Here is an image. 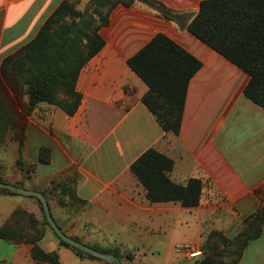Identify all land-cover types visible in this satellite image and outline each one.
Segmentation results:
<instances>
[{"label": "crops", "instance_id": "1", "mask_svg": "<svg viewBox=\"0 0 264 264\" xmlns=\"http://www.w3.org/2000/svg\"><path fill=\"white\" fill-rule=\"evenodd\" d=\"M62 1L0 0V64L31 42ZM69 1L84 11L90 0ZM154 1L186 15L185 25L141 2L115 6L99 30L104 47L79 73L81 101L74 115L46 103L30 109L26 95L19 105L11 94L22 117V144L18 152L17 143L6 139L11 152L8 161L0 156V180L18 187L29 182L65 235L117 251L126 264H141L158 251L162 264H186L176 253L181 243L199 244L211 231L235 237L247 217L264 209V109L243 95L249 76L187 31L204 0ZM158 34L201 63L188 84L178 136L165 134L143 105L147 87L127 65ZM40 149L48 151L47 164L39 162ZM149 149L172 160V182H204L197 207L146 199L130 167ZM17 210L43 221L34 198L0 193V228L11 223L30 232L25 217L11 221ZM37 245L55 253L60 264H106L76 256L49 229ZM33 247L0 239V264H48L32 258ZM238 264H264V224Z\"/></svg>", "mask_w": 264, "mask_h": 264}, {"label": "trees", "instance_id": "2", "mask_svg": "<svg viewBox=\"0 0 264 264\" xmlns=\"http://www.w3.org/2000/svg\"><path fill=\"white\" fill-rule=\"evenodd\" d=\"M135 2L145 4L180 27L185 25L186 15L172 13L154 0H90L84 11L76 9V2L63 0L31 42L1 61L0 144L8 131V135L13 133L21 149L22 117L11 94L19 105H22L21 97L26 95L30 109L46 103L59 107L67 116L75 114L81 101V95L76 92L79 73L105 44L100 28L108 25L109 13L115 6L121 4L130 8ZM186 29L249 76L243 95L264 109V0H204ZM127 65L147 87L141 99L143 105L165 134L178 136L188 84L201 63L166 36L158 34L130 58ZM60 95L65 98L61 99ZM39 162H49L46 149H40ZM172 168L170 158L149 149L131 165L130 172L145 190L150 203H178L187 209L197 207L204 182L191 178L185 185L176 184L169 178ZM0 193L16 195L2 189ZM70 196L78 203L73 193ZM34 199L42 210L40 202ZM17 217L26 218L30 232L25 234L7 223L0 228V239L14 244L32 243V258L38 263L60 264L55 253L44 252L37 245L46 229L76 256L98 260L59 239L44 215L39 222L32 215L17 210L11 221ZM263 224L264 209H260L244 220L242 230L231 240L221 231H211L201 255L188 264H238L248 244L260 236ZM91 248L122 258L117 251ZM126 259L131 260V257L127 255Z\"/></svg>", "mask_w": 264, "mask_h": 264}, {"label": "water", "instance_id": "3", "mask_svg": "<svg viewBox=\"0 0 264 264\" xmlns=\"http://www.w3.org/2000/svg\"><path fill=\"white\" fill-rule=\"evenodd\" d=\"M0 189L7 190L14 194L36 198L41 204L43 215L48 225L57 235V237L61 239L64 243L70 245L71 247L76 248L77 250L83 252L84 254L90 255L107 264H121L120 259L113 253L100 252L65 235L55 224L50 213L48 202L44 197V195L40 192L31 190L29 182H25L23 187H18L8 183L0 182Z\"/></svg>", "mask_w": 264, "mask_h": 264}, {"label": "rangeland", "instance_id": "4", "mask_svg": "<svg viewBox=\"0 0 264 264\" xmlns=\"http://www.w3.org/2000/svg\"><path fill=\"white\" fill-rule=\"evenodd\" d=\"M8 138L10 140H13V141H15L17 143L18 152L20 151V146H19L18 142L13 138V133L11 132L8 135V131H7V136H6L5 140L0 144V156H4L6 161H8V152H11V150L8 149V145H4L6 139H8ZM208 235L209 234H207V236ZM207 236L205 237L204 241L201 242V243H199V244H197V243H191L190 242V244H188V245H190L191 247H193L195 249H199L202 252L203 251V245L206 242ZM224 236L226 238H228L229 240H231V239L234 238V237H232L233 236V233H228L227 232L226 234H224ZM181 245H184V244L181 243ZM159 253L160 252L158 251V252H154L153 254H146V257L141 259V264H162V258L160 256H158ZM181 257H183L184 259H186V263L187 264L193 262V259H188V258H185L184 256H181ZM123 258H121L122 259L121 260V263L122 264H126V261H124ZM135 259L138 260L139 257H136ZM98 264H100V263H98Z\"/></svg>", "mask_w": 264, "mask_h": 264}, {"label": "built area", "instance_id": "5", "mask_svg": "<svg viewBox=\"0 0 264 264\" xmlns=\"http://www.w3.org/2000/svg\"><path fill=\"white\" fill-rule=\"evenodd\" d=\"M176 253L188 259H193L201 255L199 249H195L188 244L177 246Z\"/></svg>", "mask_w": 264, "mask_h": 264}]
</instances>
